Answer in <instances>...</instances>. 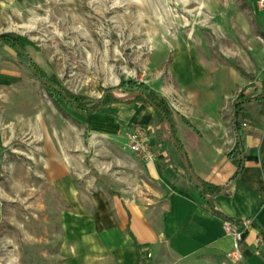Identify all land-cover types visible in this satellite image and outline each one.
Masks as SVG:
<instances>
[{
	"label": "rangeland",
	"instance_id": "rangeland-1",
	"mask_svg": "<svg viewBox=\"0 0 264 264\" xmlns=\"http://www.w3.org/2000/svg\"><path fill=\"white\" fill-rule=\"evenodd\" d=\"M3 32L25 36L36 63L85 102L107 90L130 102L124 80L153 89L174 72L220 65L238 72L246 98L264 93L259 0H0ZM95 121L0 42V264H90L86 244L99 240L87 214L116 216L122 194L158 186L128 146L136 125L101 132ZM151 251L143 264L220 263L209 250Z\"/></svg>",
	"mask_w": 264,
	"mask_h": 264
},
{
	"label": "crops",
	"instance_id": "crops-1",
	"mask_svg": "<svg viewBox=\"0 0 264 264\" xmlns=\"http://www.w3.org/2000/svg\"><path fill=\"white\" fill-rule=\"evenodd\" d=\"M245 86H239L236 70L221 65L174 72L172 83L152 85L170 103L171 122L182 148L172 136L170 123L160 122L144 101L124 98L90 113L96 120L94 129L101 132L123 126L147 127L155 159L143 162L144 171L158 186L122 194V209L116 216L110 211L87 214L93 221L87 222L86 231L99 240L86 244L87 262L143 264V255L148 257L152 249L163 245L181 258L209 250L219 257L217 264H264V114H258V108H251L249 116L241 120L244 167L229 183L237 169L228 156L237 141L234 104ZM251 101L245 106L250 108L247 103ZM198 178L222 185L224 190L208 199ZM210 205L240 223L250 220L242 260L227 257L233 237ZM101 218L105 221L100 222Z\"/></svg>",
	"mask_w": 264,
	"mask_h": 264
},
{
	"label": "trees",
	"instance_id": "trees-1",
	"mask_svg": "<svg viewBox=\"0 0 264 264\" xmlns=\"http://www.w3.org/2000/svg\"><path fill=\"white\" fill-rule=\"evenodd\" d=\"M1 41H4L14 47L20 57L30 65L35 75L40 78L44 85L50 91L65 99L68 105H70L71 107H77L78 109L87 113H94L99 111L103 105L109 102L124 100V98L117 97L111 90H107L103 93V95L96 98L95 101L85 102V97L72 93L64 88L54 75L48 74L40 65L36 63L27 49L29 40L25 36L13 32H3L0 34V42ZM120 87H126L128 90H130V93L139 91L138 93L133 95L132 99L148 103L150 106H152L155 115L160 122H169L172 127V136L178 146L182 148L181 142L176 137L175 129L173 128V124L171 122L172 109L167 99L159 96L155 90L149 88L145 83L142 82L138 83L134 80H124L120 83ZM254 99L264 107V95H258L255 98H246L243 90L238 94L236 102L234 104V125L237 133V141L234 147L228 152V156L236 164L237 169L234 175L231 177L229 183H232L240 176L244 167L243 152L246 149V145L241 120L247 118L250 114L249 108L245 106V103ZM1 165L2 154L0 153V167ZM197 181L200 184L202 194L208 197V199L224 190V186L222 185L214 184L199 178L197 179ZM210 210L214 214L222 217L224 220L239 223L238 220L226 216L224 213L216 210L211 205ZM135 244L138 248L140 247L137 241H135Z\"/></svg>",
	"mask_w": 264,
	"mask_h": 264
},
{
	"label": "built area",
	"instance_id": "built-area-1",
	"mask_svg": "<svg viewBox=\"0 0 264 264\" xmlns=\"http://www.w3.org/2000/svg\"><path fill=\"white\" fill-rule=\"evenodd\" d=\"M259 5L264 7V0H259ZM246 125V123H244ZM128 146L141 159L152 161L155 159V152L152 148L150 135L146 126L136 125L128 133ZM250 223L246 220L242 223H235L224 220V228L233 237V246L227 252V257L234 262L244 257L242 242L244 239L245 227Z\"/></svg>",
	"mask_w": 264,
	"mask_h": 264
},
{
	"label": "water",
	"instance_id": "water-1",
	"mask_svg": "<svg viewBox=\"0 0 264 264\" xmlns=\"http://www.w3.org/2000/svg\"><path fill=\"white\" fill-rule=\"evenodd\" d=\"M139 91H134L133 93H130L131 95H134V94H136V93H138ZM129 94V95H130ZM126 97H128V96H126ZM125 98V97H124ZM192 172V171H191Z\"/></svg>",
	"mask_w": 264,
	"mask_h": 264
}]
</instances>
